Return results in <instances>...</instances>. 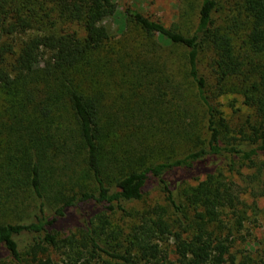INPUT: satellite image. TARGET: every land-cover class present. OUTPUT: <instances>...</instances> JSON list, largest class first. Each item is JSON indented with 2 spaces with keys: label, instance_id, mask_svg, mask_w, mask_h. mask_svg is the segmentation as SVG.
<instances>
[{
  "label": "trees",
  "instance_id": "1",
  "mask_svg": "<svg viewBox=\"0 0 264 264\" xmlns=\"http://www.w3.org/2000/svg\"><path fill=\"white\" fill-rule=\"evenodd\" d=\"M116 10L0 0V264H58L46 253L62 245L82 264H254L236 261L222 214L245 225L225 165L264 169V0H186L170 26L127 8L136 34L113 41ZM125 81L122 119L106 99ZM231 91L254 109L238 131L217 101ZM156 188L165 203L130 205Z\"/></svg>",
  "mask_w": 264,
  "mask_h": 264
},
{
  "label": "rangeland",
  "instance_id": "2",
  "mask_svg": "<svg viewBox=\"0 0 264 264\" xmlns=\"http://www.w3.org/2000/svg\"><path fill=\"white\" fill-rule=\"evenodd\" d=\"M116 2V13L105 19L113 41L119 38L122 39L124 36L128 37L129 34H136V32L130 30V27H127L125 24L127 20V8L139 10L170 26L174 23H180L181 9L186 0H116ZM225 14V11L223 14L217 13V20L223 21L222 16ZM123 84L125 88L111 83V94L106 99V108L112 111V116L116 117L118 115L122 119L128 115L129 110L127 111L126 109V107H129L127 98L134 91V87L130 88L126 84V81ZM133 100H137V98L134 97ZM168 100H170L168 104L171 105L172 100ZM217 101L219 108L226 116L233 130H240L248 119H254V109L245 103L244 97L240 93L227 92L218 96ZM142 131L146 132L145 130ZM137 141L142 140L138 138ZM260 158V160H263L264 157L262 156ZM245 162L247 161L237 160L233 168L229 167V163L224 168L225 174L234 181L236 191L242 201V207L246 210L245 225L240 229H236L233 217H230V211L222 214V217L224 224L227 227H232L233 230V238L235 241L233 242L231 251L236 254V261L249 260L250 263L257 264L264 260V169L258 174L253 173L254 170H257L256 167L251 168L247 164L248 162ZM191 182L195 183L196 181L191 180ZM156 203H165L163 192L157 188L147 193L142 200L130 205L135 206L138 210H143L148 205ZM113 220L114 226L119 227L120 229L118 230L123 231L113 240L114 243L121 244L116 249L118 250L119 248V250H122L125 247L123 242L127 236V226L131 221L128 216L120 211L113 215ZM70 233L68 230L64 236ZM175 240H177V237L172 235L168 241L163 242L164 246H168L170 258L173 261L177 258L175 253ZM116 245L114 244V246ZM76 249L77 247L69 248L63 245L60 247H49L46 254H49L58 264H82L85 261L84 257L75 262L73 261L77 258L74 252ZM103 258L107 257L104 254L102 256L96 255L95 259L100 260Z\"/></svg>",
  "mask_w": 264,
  "mask_h": 264
}]
</instances>
